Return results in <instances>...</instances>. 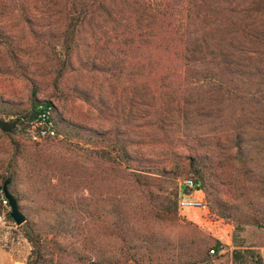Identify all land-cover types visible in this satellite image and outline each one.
Wrapping results in <instances>:
<instances>
[{"label":"rangeland","instance_id":"374dc122","mask_svg":"<svg viewBox=\"0 0 264 264\" xmlns=\"http://www.w3.org/2000/svg\"><path fill=\"white\" fill-rule=\"evenodd\" d=\"M135 1L128 2L132 12L125 23L95 19L80 30L60 96L53 86V47L63 52L72 29L61 2L0 0V103L19 115L30 111L33 99L49 102L96 135L120 133L133 156L166 172L174 162L198 159L206 182L194 197L204 199L212 217L191 209L179 212L175 223L157 216L165 197L175 191L192 195L182 193L189 175L167 173L159 183L137 185L133 169L113 171L90 153L97 138L91 145L86 137L60 135L32 143L26 125L17 126V114L0 115L16 123L10 138L0 131V264H25L31 251L5 217L1 176L13 141L21 153L13 187L20 211L45 228L58 219L69 222L57 238L65 249L59 264L118 259L125 242L141 264L203 258L211 242L232 244V218L212 212L216 203L237 216L264 220V0H206L208 6L200 0ZM211 8L237 26L229 27ZM183 57L224 62L228 87L187 86L177 71ZM238 140L249 154L244 169L235 159ZM250 227L256 228L244 230ZM223 252L211 264H231L230 252Z\"/></svg>","mask_w":264,"mask_h":264},{"label":"trees","instance_id":"16d2710c","mask_svg":"<svg viewBox=\"0 0 264 264\" xmlns=\"http://www.w3.org/2000/svg\"><path fill=\"white\" fill-rule=\"evenodd\" d=\"M135 0H59L62 4V9L64 11L65 23L67 27L72 28L70 32L69 44L65 47L63 52H57L53 47L54 58H55V69L53 86L54 89L60 94L64 95L63 81L67 77L70 71H72V57L74 55L75 48L80 42V30L85 27L86 24L93 22L95 19H101L105 23L109 21L125 23V19H128L131 8V4ZM139 1V2H138ZM135 1V4L144 2L145 0ZM147 1V0H146ZM154 0H149L152 2ZM130 2V3H128ZM203 5H209L206 0H200ZM127 3V4H125ZM210 8V7H209ZM212 11L217 15V17H222L225 19L229 27L237 26V23L228 17L222 11L217 8H211ZM114 17L117 19L114 20ZM69 34V33H68ZM183 53L186 55H193V52L184 50ZM187 61V62H184ZM180 66L177 70L184 74V79L189 80L186 83L187 86L196 87L200 86L205 82H220L224 86L227 83L224 82V76L228 75L227 71H230L228 66L222 61H208L206 63L198 62L196 60L183 57L179 61ZM251 98H254L251 96ZM43 108L50 107V119L53 122L56 134L64 138H87V144H90L92 138H97L95 146L90 148V153L94 154L95 157L109 169L116 171L119 169H133L134 182L141 186H150L154 183H159L165 174H172L173 177H179L181 175H189L199 187L204 188L206 182L205 172L202 167V163L192 157H187L184 162H174L171 166V170L166 172V168L147 166L141 159L138 160L133 153L129 150V146L125 138L118 132H110L105 134L96 135L90 130H85L72 122L68 121L59 114L52 104L49 102L40 101L33 99L31 102V108L29 112H22L19 115L15 112L14 114L8 113L4 108L2 103H0V115H6L8 117L18 115L16 118L18 125L27 127L29 130L30 122L34 121L40 112L38 107ZM28 132V131H27ZM15 131L12 130L9 134H3L4 136L10 138ZM29 134V133H27ZM30 139V137H29ZM32 143H36L30 140ZM241 142L238 140L237 152L235 159L240 163L241 168L244 169L249 163L248 152L242 151L240 148ZM14 152L7 161L4 167V174L1 176V184L6 180H9L8 190L14 196L17 205L20 200L19 196L15 193L13 187L19 177L18 162L20 153V146L18 143L13 141ZM136 164V166H134ZM2 191V187H1ZM189 190L183 187V192L186 193ZM180 192L175 191L173 197H165L162 202H160L156 208L158 212L157 216L161 220H166L169 223H175L178 217V198ZM5 201V200H4ZM6 202V201H5ZM7 205V203H6ZM20 210V207L18 205ZM212 212H216L222 219H231L233 221L232 226V250L230 252V263L231 264H263V259L260 253L254 249L244 246L242 239L239 240V234L244 231V228L248 225L254 226L256 228H264V220H258L249 216H237L235 213L222 208L219 204H214L210 207ZM6 221L11 223L19 229L24 237V239L31 246V251L27 256L25 264H59L65 249L62 248L57 238L60 234L68 231L67 224L69 222L65 220H57L54 225L49 227H42L38 222L26 217V222L21 226L14 225L9 212L5 215ZM121 230L123 226L120 225ZM125 239V238H123ZM129 242H125L126 251H124L118 259L114 260H104L96 258L92 260L91 264H141L142 259L136 258V254L132 252L135 249L134 246H130ZM217 241L207 244L205 256L201 258L199 254L198 257L190 256L183 262H168L165 264H211L209 259L211 257H220L224 254L225 247L222 246ZM214 251V255H210L209 251ZM201 255V254H200ZM77 260L86 262L89 261L83 257H75ZM163 263V262H162Z\"/></svg>","mask_w":264,"mask_h":264},{"label":"built area","instance_id":"2783aa9c","mask_svg":"<svg viewBox=\"0 0 264 264\" xmlns=\"http://www.w3.org/2000/svg\"><path fill=\"white\" fill-rule=\"evenodd\" d=\"M40 112L38 113L36 119L30 122V127L28 130L30 140L36 143H41L46 140H52L59 137L56 134L53 122L50 119V107L43 108L42 106L38 107ZM181 185L190 191L192 195L186 196L182 195L178 198V212L184 210H197L203 212L207 218H211L207 203L203 198H196L194 194L201 192L200 187L192 178H186L182 181ZM222 248V244L220 246ZM210 255H214V251H209Z\"/></svg>","mask_w":264,"mask_h":264},{"label":"water","instance_id":"95a60500","mask_svg":"<svg viewBox=\"0 0 264 264\" xmlns=\"http://www.w3.org/2000/svg\"><path fill=\"white\" fill-rule=\"evenodd\" d=\"M16 128L15 122H5L0 120V131L4 134H9ZM9 180H6L2 185V193L3 197L9 207V215L14 222V224L18 227L21 226L26 222V217L24 214L19 210L17 202L12 194L8 191V184Z\"/></svg>","mask_w":264,"mask_h":264},{"label":"crops","instance_id":"0c3cea01","mask_svg":"<svg viewBox=\"0 0 264 264\" xmlns=\"http://www.w3.org/2000/svg\"><path fill=\"white\" fill-rule=\"evenodd\" d=\"M242 242L244 246L254 249L260 253L263 259L264 264V231L263 229H257V228H246L242 234ZM223 246V245H222ZM227 248V251L231 252L232 246L230 243H225V246Z\"/></svg>","mask_w":264,"mask_h":264}]
</instances>
